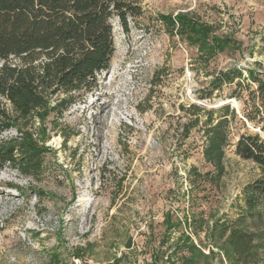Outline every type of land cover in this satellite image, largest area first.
Returning a JSON list of instances; mask_svg holds the SVG:
<instances>
[{
  "label": "rangeland",
  "instance_id": "1",
  "mask_svg": "<svg viewBox=\"0 0 264 264\" xmlns=\"http://www.w3.org/2000/svg\"><path fill=\"white\" fill-rule=\"evenodd\" d=\"M142 7L128 33L116 25V51L98 90L68 106L50 99L44 120L1 137L29 132L47 151L36 172L0 171V264H179L188 256L174 249L182 231L208 257L198 264H228L207 229L242 214L244 190L260 177L235 145L245 127L262 126L244 115L260 107L248 72L264 73V0H142ZM180 13L235 45L202 60L160 20ZM233 68L243 77L217 89L213 80ZM225 105L227 143L220 158L209 157L207 111ZM257 209L263 220L247 225L264 245V196ZM170 217L187 220L188 229L167 234Z\"/></svg>",
  "mask_w": 264,
  "mask_h": 264
},
{
  "label": "trees",
  "instance_id": "2",
  "mask_svg": "<svg viewBox=\"0 0 264 264\" xmlns=\"http://www.w3.org/2000/svg\"><path fill=\"white\" fill-rule=\"evenodd\" d=\"M143 13L142 0H0V171L18 165L24 172L41 168L47 149L32 133L8 142L1 137L14 126L27 128L36 117L44 120L50 99L68 106L75 95L98 90L116 51V25L128 33L130 20L139 19ZM160 20L171 35L176 31L181 40L197 48L202 60L208 61L235 45L230 38L218 36L212 26L186 13L160 16ZM242 77V70L233 68L221 73L213 84L219 89L223 82L232 85ZM248 77L258 84L260 107L257 114L250 110L244 118L262 124V134L245 127L235 146L238 156L258 167L260 177L244 190L242 214L236 219L215 221L207 229L228 264H260L264 255V245L247 225L250 219L263 220L257 207L264 196V73L249 70ZM192 109L205 110L198 106ZM207 113L205 130L211 141L206 153L220 158L227 143L230 107ZM41 129L45 133L43 126ZM196 220L191 226L199 232L205 221ZM165 222L167 234L183 226L188 229L189 225L187 220L175 223L171 217ZM174 249L188 255L181 256L179 264H198L206 257L186 231H182Z\"/></svg>",
  "mask_w": 264,
  "mask_h": 264
},
{
  "label": "bare ground",
  "instance_id": "3",
  "mask_svg": "<svg viewBox=\"0 0 264 264\" xmlns=\"http://www.w3.org/2000/svg\"><path fill=\"white\" fill-rule=\"evenodd\" d=\"M234 102V104H236L237 105V103L235 102V101H233ZM238 106V105H237Z\"/></svg>",
  "mask_w": 264,
  "mask_h": 264
},
{
  "label": "built area",
  "instance_id": "4",
  "mask_svg": "<svg viewBox=\"0 0 264 264\" xmlns=\"http://www.w3.org/2000/svg\"><path fill=\"white\" fill-rule=\"evenodd\" d=\"M76 264H80V263L76 262Z\"/></svg>",
  "mask_w": 264,
  "mask_h": 264
},
{
  "label": "water",
  "instance_id": "5",
  "mask_svg": "<svg viewBox=\"0 0 264 264\" xmlns=\"http://www.w3.org/2000/svg\"><path fill=\"white\" fill-rule=\"evenodd\" d=\"M231 103H233V102H231Z\"/></svg>",
  "mask_w": 264,
  "mask_h": 264
}]
</instances>
